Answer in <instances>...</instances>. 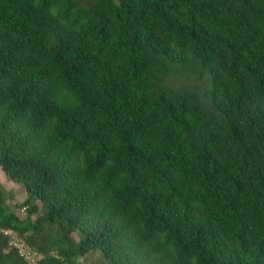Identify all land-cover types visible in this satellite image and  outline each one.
Masks as SVG:
<instances>
[{
    "label": "trees",
    "instance_id": "1",
    "mask_svg": "<svg viewBox=\"0 0 264 264\" xmlns=\"http://www.w3.org/2000/svg\"><path fill=\"white\" fill-rule=\"evenodd\" d=\"M0 170V264H264V0H0Z\"/></svg>",
    "mask_w": 264,
    "mask_h": 264
},
{
    "label": "rangeland",
    "instance_id": "2",
    "mask_svg": "<svg viewBox=\"0 0 264 264\" xmlns=\"http://www.w3.org/2000/svg\"><path fill=\"white\" fill-rule=\"evenodd\" d=\"M168 63V72L166 80H171L172 82H184L189 81L192 85L197 86V90L201 95L202 99H206V95L210 88L209 76L206 71L196 67L187 65L186 63ZM0 181L3 184L6 194L7 203L11 209L18 211L19 213H24L23 209L15 207L14 203H21L25 198L24 189L17 183L8 180L7 176L0 170ZM19 247L21 245H18ZM21 251L23 252L24 249ZM100 257L97 253H91L84 258L87 264H100ZM84 262V264H85Z\"/></svg>",
    "mask_w": 264,
    "mask_h": 264
}]
</instances>
